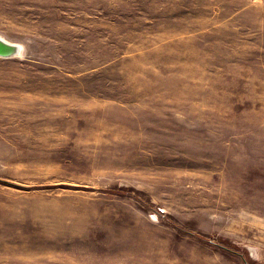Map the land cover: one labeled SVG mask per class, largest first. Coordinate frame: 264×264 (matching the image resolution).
Masks as SVG:
<instances>
[{
    "label": "rangeland",
    "instance_id": "374dc122",
    "mask_svg": "<svg viewBox=\"0 0 264 264\" xmlns=\"http://www.w3.org/2000/svg\"><path fill=\"white\" fill-rule=\"evenodd\" d=\"M0 37V264H264V0H0Z\"/></svg>",
    "mask_w": 264,
    "mask_h": 264
},
{
    "label": "water",
    "instance_id": "95a60500",
    "mask_svg": "<svg viewBox=\"0 0 264 264\" xmlns=\"http://www.w3.org/2000/svg\"><path fill=\"white\" fill-rule=\"evenodd\" d=\"M21 46L10 43L0 37V57L1 58H12L19 54Z\"/></svg>",
    "mask_w": 264,
    "mask_h": 264
},
{
    "label": "flooded vegetation",
    "instance_id": "af4514ba",
    "mask_svg": "<svg viewBox=\"0 0 264 264\" xmlns=\"http://www.w3.org/2000/svg\"><path fill=\"white\" fill-rule=\"evenodd\" d=\"M239 255H241V254H239ZM242 256V255H241ZM243 261L246 263V264H248V262H246L245 260H244V258H243Z\"/></svg>",
    "mask_w": 264,
    "mask_h": 264
}]
</instances>
